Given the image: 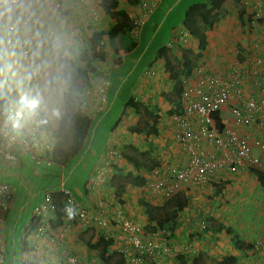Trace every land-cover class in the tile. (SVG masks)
Here are the masks:
<instances>
[{"label": "crops", "instance_id": "0c3cea01", "mask_svg": "<svg viewBox=\"0 0 264 264\" xmlns=\"http://www.w3.org/2000/svg\"><path fill=\"white\" fill-rule=\"evenodd\" d=\"M49 1L50 0H47V2L42 5V7L36 4L33 5H36L37 10L39 11L42 8L46 15L47 11L50 10L51 6ZM59 1L60 11L63 12V15L55 17L53 22V28L57 30L58 34V58L61 56H65L67 58L76 59V57H78L81 53L79 51V49L81 48V42L86 41L84 38L85 31L88 30V34L90 35L91 31L97 30L92 28L93 25L90 24V13L88 11L87 6H85L89 3L90 0H87L86 3L82 4L79 2H75L74 0ZM117 1L119 8L127 11L129 16H136L137 5L134 7L131 6L133 11L135 12L131 13L130 11H128L129 4L127 2L125 3V0ZM144 1L154 2L155 5L153 7V12L149 16V19L151 17L160 18V22L169 16L168 13L171 12L175 8L176 4L179 2L178 0H172V2L169 3V0H167L169 4H166V7L163 9V13L159 14L158 10L162 7V3L166 0ZM198 2L202 1L193 0L190 5L196 4ZM27 4H29L28 1H23L22 3H20L17 6V13H14L12 12V10L9 9L1 11V16L5 19L15 18L17 20H22V18L25 17L23 16L24 8H28V11H32V7H29ZM254 9L255 11L259 10L260 18L256 21L254 26H251L250 19H252ZM101 12L102 13H98V20H96L95 23L92 22L93 24H99L98 26H100L99 21L104 24H108L109 21H114L110 15L108 16L111 20L106 19L107 13L105 11ZM19 15L22 16V18H20ZM217 18L218 19L213 23L212 28L205 32L206 48L202 52V57L199 59L198 62H200V64H203V66L207 68L210 72L215 73L216 75H220V77H223L225 79L231 78V76L235 73L240 74V77L242 78L240 86L242 87L241 92L246 93L245 91H247L248 93V91L250 90L256 91V88L252 87V83L256 81L257 75L260 71L258 60L260 59V56H264V0H239L238 2L229 0L226 4L224 13ZM179 22L180 20L177 21L176 26ZM150 25L152 26V28H155L156 26L158 27L160 23H154ZM41 28L42 24L39 26L35 25L33 27V31L35 33V36L37 37V40L41 44V46L36 49L37 56H39V62L42 58L41 63L38 64L40 70L38 78L40 79L41 83V91L42 89L46 91L45 87L47 85L45 83V80L42 78V76L44 75V71H42L44 70V65H42L41 69L40 66L42 63L44 64L45 62L48 64L51 63L48 62L50 54L48 52L46 40H43L45 39V32L43 33L42 37L40 36ZM73 28L76 29V32H73ZM66 30H69L70 32L67 33ZM131 34L132 38L136 40L137 46V44L141 42L142 29L136 28ZM0 36V45L1 42H3V44L7 46L8 53L18 59L16 54L9 49L7 38L3 29L1 28ZM3 38H5L6 40H4ZM43 45L44 47L42 48ZM135 48H133L131 52H127L126 54L129 55L133 52ZM179 48H182L183 50H188L190 54L194 55L198 51L197 40H190L186 44L181 45L180 47H174L173 49L167 52V55H170L172 53L179 58ZM105 52H107V50ZM76 53L77 56L75 57ZM123 54L125 55V53ZM123 54L121 56H123ZM1 55L6 56V52L5 54L4 52L3 54L0 53V56ZM106 58H108L107 54ZM159 59V67H162L161 70L164 71V59L163 57H160ZM117 67L118 66H116V68ZM49 68H51L50 65ZM151 69L155 70L153 67H151ZM161 70L159 72V74L161 75V79H159L158 82H156L155 80L147 81L145 79V76H143L145 71L142 73L141 76H138L135 79L133 87L134 91L137 88L140 90V95L135 94L131 96L149 108H153L154 105L159 106V109H157V111L155 112L158 117V122L155 125L156 132L154 134L149 135L148 137L143 134L144 139L148 140L147 142L141 141L140 138L142 135H137V137H131L128 133L129 127L127 128L128 131H124L126 123L130 122V120L128 119L122 121L119 130H116L115 128L113 130L116 133L119 132V150H125L128 148L129 145H135V147L140 148V151L138 150V152H142L144 151L143 149L149 147L154 154L153 156L160 163L182 164L186 158L185 151L174 138L175 130L168 113V110L172 108L173 103L166 101V98L170 94L171 88L173 86V81L169 79L167 71H164L165 75H163L161 74ZM10 71H12V69H10ZM162 76L165 78H163ZM60 79L63 80L61 77ZM18 80L21 81V79L19 78L17 79V81ZM17 81L11 83V85L9 86H6L9 90L14 88L15 91L19 92L21 84H17ZM64 82L66 81L63 80L62 83ZM168 82L169 86L167 85ZM0 83H2L1 80ZM12 85L16 86L12 87ZM162 85L165 86L164 89L161 88ZM45 91L42 92V94L45 93ZM157 94H159V98L157 97ZM111 95L112 94L107 91V104L104 110L105 112H99L95 116L89 115L91 118L92 125H95L99 121L100 117L108 112L107 109L110 106L111 102V100H109V97H111ZM163 95L165 96V99H163ZM22 97H24L23 94L20 96L18 101L22 102L21 105L24 114L27 117H31L35 111H33V109L32 112L30 111L29 107L31 106V103L26 101L23 102ZM45 97L46 96L41 95L39 97L40 101L41 98ZM54 97H56V95ZM232 101L233 100L230 101L231 104H233ZM164 103H166L165 108L163 106ZM57 106L58 104L56 103L55 108ZM63 108L64 106L62 108L57 107L56 114H53L54 108L50 111L48 119L53 128L56 127L60 114L63 111ZM229 110V106H223L220 112L218 113L220 114L221 121L225 122L227 127H231L233 124V119ZM162 111L165 114V116L163 117L161 116ZM134 115L137 114L134 113ZM52 118L54 121L52 120ZM138 118L139 115H137L135 120L137 121ZM256 118L257 123L252 124L248 127H237L235 129L239 134L248 136L249 139H257L264 141V126H262V123L264 125V122H262L263 118L261 114L257 115ZM162 119L164 123L163 121H161ZM110 135L111 131L109 130V142H111V138H109ZM94 138L95 135L92 132L91 137L87 136L86 143L89 141H91L92 143ZM110 145L111 144H108L105 147L101 160L104 159V157L107 158L106 151L110 148ZM203 147L205 149H209L206 144H204ZM251 152L254 155H261V151L255 146L251 148ZM112 159L113 158H111V163H115L117 168L124 167L126 171L131 170L132 164L130 163V161L124 159L123 157L120 159ZM107 160H109V157L107 158ZM7 165L8 163L5 164L3 162H0V180L18 179L19 181V177H23L24 174H17V171H15L14 173L8 171L10 174H8V172L5 174L4 169L5 167H7ZM145 169L146 168L142 166L139 170V173L141 172V174L145 176V184L141 187L126 185L124 192L121 193L118 198V202L120 201L118 204L122 206L126 217H128L134 222L140 223L142 226L145 225V217L141 215V213H144V208L139 205L140 202L147 201L152 205H159L162 204V202L164 201L163 199L158 198L157 195L152 191V177L143 172V170L145 171ZM32 171L34 175L38 173L35 166H33ZM259 177L260 176L258 175V173L252 172L251 169H239L237 170V172L231 173L227 169V167L221 168L216 174V176L211 179L210 183L201 186L189 185L186 186L185 190L182 189L185 191L189 203L188 206L185 207L179 213L178 224L176 225V228L174 229L173 235L171 237L166 236L167 232H157L153 234L145 233L144 236L156 235L159 238L165 237L166 242L170 246L176 248V253H178L177 255L179 256H188L190 253L193 252L202 253L203 257L201 259L200 264H217L218 261L226 255H232L235 257V262L232 264H264L263 250L254 246L251 249H240V247L236 246L233 243V235L235 234L237 235V238H239L241 241L239 245L244 246V248L245 244L253 245V242L264 231V190L258 180ZM262 178L264 179V177ZM7 182L10 184L13 190V199L10 207L8 208L9 223L4 224L5 230L3 236L5 247L6 244L8 245L9 243L11 247L15 248L18 247L20 241V239L16 241L13 237V230H15L16 227L13 221L14 213H17L21 209V206H18L17 204L21 201H24L26 197L24 196V194L27 195L28 197L26 198L30 200V198L32 199L35 196L34 195L32 197V195L36 192H32L28 189L29 181L16 182L15 180L13 183L12 181H10L11 183L9 181ZM61 187L65 188L64 185H61ZM105 190H108V192H110L113 191L114 188L112 186L108 187L107 185L105 187ZM207 193L210 196H208V199L206 200L203 196L207 195ZM84 196L88 199L87 201H78L82 202L85 205H91V198H93L91 193L87 192ZM197 203H199V205ZM108 206L111 207V203ZM207 218H211L215 222L224 224L227 230H222L218 233L204 231L201 233V236H199L202 228H199L198 222H201V219H204L206 221ZM183 223L187 225H196L198 223V228L192 229L188 228L187 226L184 227L182 225ZM62 227L63 226L59 225L51 232L48 231V235L41 236L35 239L30 238V241L27 240L30 243L31 241L35 243L29 244L27 251H20V260L22 256L26 255V258H28V263L32 264L34 263V261L36 262V264H64L66 256L69 255L75 256L76 259L83 262L84 264H113L112 259H110L107 263L100 261L96 249L90 248L87 243V240H91V242H93L99 235H102L104 237H110L113 240V237L116 238V236H114L115 233L113 232L116 231V229H97L96 227L81 228L79 227L78 223L75 222L74 226H70V229L66 231H64ZM23 229L24 227L22 228V234ZM6 231L10 232V237L5 236ZM193 233H197L198 237H192ZM85 235H87L86 238H82V236ZM20 238H22V235L20 236ZM113 242V246L110 247L111 251L114 250V247L120 244V240L117 241L115 239V241ZM177 255L161 259L151 256L148 257L152 258L153 264H177V262H180V259L177 257ZM20 264L26 263L20 262Z\"/></svg>", "mask_w": 264, "mask_h": 264}, {"label": "built area", "instance_id": "2783aa9c", "mask_svg": "<svg viewBox=\"0 0 264 264\" xmlns=\"http://www.w3.org/2000/svg\"><path fill=\"white\" fill-rule=\"evenodd\" d=\"M25 0H0V28L9 34V47L15 52L25 70L27 89L31 93H40L41 84L38 79V70L35 65L34 49L40 46V42L31 34L32 27L39 23L40 14H34L28 19L17 22L15 19H4L1 16L3 9L13 8ZM36 4H44L47 0H31ZM85 1V0H78ZM262 1V0H261ZM136 16H134V28H137L147 19L153 11L154 2L141 0L138 4ZM58 5L56 4V7ZM95 11L92 10V14ZM260 18L259 10L254 9L250 25L254 26ZM24 32L25 34H22ZM192 39L186 30L178 27L172 33L166 43L169 48H174L187 43ZM47 41L53 42V32L47 34ZM259 74L252 87L256 91L241 92L240 74H233L225 79L210 72L203 64H197L190 78L183 80L184 87L180 99L182 108L180 113L174 114L171 120L175 124L174 138L184 149L186 158L182 164L163 163L156 165L150 171L152 177V191L158 198L166 199L184 186L205 185L216 176L218 171L227 167L231 172L239 169L250 168L264 176V142L257 139H249L241 135L235 128L248 127L257 123L256 116L261 114L264 122V56L258 60ZM155 74V70L148 69L145 74ZM109 70L104 68L94 74L89 80V87L85 85L77 93L76 101L81 109L93 115L102 112L106 108V91L109 86ZM233 100V104L230 101ZM223 106H229L232 116V126L227 127L225 122L222 128L216 125L213 114L220 112ZM33 118L26 120L22 114V108L17 99L6 100L0 105V162L11 163L17 160L18 155L28 156L34 166L50 164V157L45 155L52 153L54 139L49 132L39 131L35 116L38 112L49 115L51 108L44 106L36 110ZM220 116V114H218ZM261 122V123H262ZM262 126L263 123H262ZM115 133H111L110 144L115 142ZM206 144L209 149H205ZM255 146L261 151V155H254L251 148ZM106 157L102 159L99 168H96L87 183L88 193H91V205H85L76 200L72 193L61 187V201L63 203L62 214L78 223L81 228L96 227L116 229L113 237L120 240V244L114 247L119 252L126 264H142L144 256L166 258L176 252V248L170 246L165 237L156 235L144 236V229L140 223L126 217L123 208L118 204L119 196L114 190H105L110 177L111 158L120 156L113 146L106 151ZM12 188L0 181V264L4 256V243L2 231L4 228L3 214L12 201ZM111 203V207L108 205ZM59 208L51 194L46 191L43 200L33 208V217L36 218L35 236L44 233L43 222L55 220ZM63 230L69 229L68 225H62ZM203 227V222L202 226ZM254 245L264 251V231L255 240ZM64 264H84L75 256H66Z\"/></svg>", "mask_w": 264, "mask_h": 264}, {"label": "trees", "instance_id": "16d2710c", "mask_svg": "<svg viewBox=\"0 0 264 264\" xmlns=\"http://www.w3.org/2000/svg\"><path fill=\"white\" fill-rule=\"evenodd\" d=\"M98 1L102 10L109 14L114 20V24L106 31H91L88 38L90 47V53L88 55H86V52L83 51L79 54L77 59H71L65 56L57 58L56 62L60 67V76L67 83V89L62 93L64 110L61 112L60 117L58 119V123L55 128H53L50 124L48 116L44 115L41 111L36 114V120L38 122L39 131L49 132L52 135V138L54 139V144L52 146V153H45V155H48L51 159L50 164H43L44 166H42V168H40L39 170L37 169L38 175L34 180L35 182H40L46 178L49 179L52 176L57 177L59 174V169H57L56 173V171H52L53 167H55V165L64 166L67 160L73 154L81 150L82 145L86 143L88 132L90 126L92 125L91 118L87 113L80 109V105L76 101V97L77 93L81 91L82 87L88 85L89 75L92 74L95 70V65L93 61L105 60L106 53L104 51V47L106 45V42H108L111 49L115 51L117 47H115L116 45L114 42V38L116 37L118 45L123 53L124 51L126 53H129L133 48L136 47V41L132 38L131 34L133 33V30L136 29L134 28V17L129 16L127 11L119 8L117 0ZM125 1L132 7L136 6L137 3H140L138 2L139 0ZM228 1L229 0H207L190 5L185 10L182 22H179L177 26L176 24L172 26V30L182 26V28L186 30L190 35L194 36V38L197 40L198 48L196 54L192 55L188 50H183L182 48H179L178 58L172 53L170 55H167V52L170 51L171 48L167 47L166 45H160L156 48L153 60L163 57V69L164 71L168 72L169 79L173 81V86L171 88L170 94L166 98V101L173 103L172 108L168 110L169 114L176 113L180 108V95L184 87L183 80L185 78H190L193 68L197 65L196 62L202 57V52L206 48L205 32L207 30H210L213 26V23L218 19L217 17H220L224 13ZM231 1L238 2L239 0ZM87 5L88 9L90 7H93L89 3ZM151 13L149 14V16L151 15ZM149 16L145 21H143L140 25L137 26L138 29H143L147 25L149 21ZM104 37H106L107 41L104 40ZM142 42L143 40L141 36V42L138 43V47H140ZM135 50L136 49H134L132 53H134ZM6 85L7 84L0 83V105L3 104L6 99L14 98V94L18 93V91H15L14 88L9 90ZM13 86L16 85H12V87ZM162 97L163 99H165L164 95ZM109 100H111V97H109ZM124 105L129 106L133 113L139 114L141 116L139 122H135L134 125L129 127V132L144 134L146 137L156 132L155 125L158 122V117L155 112L157 111V109H159L158 105H154L153 108H149L131 96H129L124 101ZM213 117L215 119L216 125L219 128H222L223 125L221 123V119L218 115V112H215L213 114ZM115 125L116 123L111 126L109 130H113L115 128ZM65 128H67V130H71L70 143L67 146V149H65L64 147ZM130 146L131 145H129L128 148H130ZM131 148L136 150V148H134L133 146H131ZM138 155H140V159L133 157L126 158V160L128 159L132 164V168L129 171L123 169L124 167L117 168L114 163L111 164L112 173L110 174L108 180L110 186L114 188L118 196L124 192L126 185L141 187L145 184L146 180L144 176L139 173L140 167L144 166L146 170H150L153 166L157 164V161L151 158L148 151H142ZM8 164L12 165V171H17V174L22 173L28 176H31L33 174L32 168L34 165L29 160L28 156L18 155L17 160L15 162H11ZM30 166V170L28 169L29 171L24 173V168ZM258 180L264 190V179L262 177H259ZM8 181H12L13 183L15 180L12 179ZM44 184H41V190L43 193L46 191L49 192L51 194L52 199L57 202L59 208V212L57 215L60 216V214L62 213L61 209H63L61 193L59 191L61 186L57 182L56 184H53L51 182H44ZM83 193H86L85 185L83 186ZM42 200L43 195L39 202L31 208V211L35 206L41 203ZM188 203V198L184 190H179L175 192L171 197H168L162 202V204L159 205H152L147 201H141L140 206L144 208V213H141V215L145 217L143 233L153 234L157 232H167L166 236L171 237L173 235L174 229L176 228V225L178 224L179 213L185 207L188 206ZM8 217L9 209L4 213V223H9ZM36 220L37 219L34 218L30 212V215L23 229L22 238H20L19 251H24L25 248L28 247L29 244L27 241V237L32 234V232L36 228ZM49 223L52 225L53 228H56L58 225L61 224V220L59 219V217H57L56 220L49 219ZM199 228H202L200 227V224ZM203 228L199 236H201V233L204 231L218 233L222 230H227L224 224L215 222L211 218L206 219ZM192 237H198V234L193 233ZM240 242V239L237 238V235L234 234L233 243L236 246L240 247V249H251L254 246L252 244H245L244 248V246L239 245ZM87 243L90 248L96 249L100 261L107 263L110 259H112L113 264H123L124 258L122 257V255L114 250L111 251L110 247L113 246L112 244H114V242L110 237H104L102 235H99L95 241L91 242V240H87ZM7 246L11 247L9 243L8 245L6 244V247L4 248V254H6L7 252ZM177 254L178 253L175 252L172 256ZM116 255L117 258H115ZM177 257L180 259V262H177V264H200L203 255L202 253L193 252L190 253L188 256L177 255ZM234 262V256L226 255L223 256L217 264H232Z\"/></svg>", "mask_w": 264, "mask_h": 264}, {"label": "rangeland", "instance_id": "374dc122", "mask_svg": "<svg viewBox=\"0 0 264 264\" xmlns=\"http://www.w3.org/2000/svg\"><path fill=\"white\" fill-rule=\"evenodd\" d=\"M178 1L180 3L178 2L176 4L175 8L171 12L168 13L169 16L166 19L162 20L161 22H160V18L151 17L149 19L147 25L142 29V40H143V42L141 43L140 47H138V44H137V46L135 48L136 50L134 53L127 55L126 52L124 51V53H125V55H124L122 50L120 49V47L118 45V41H117L116 37L114 38V42L116 45L115 47H117L115 49V51H113L111 49V47L109 45H107L108 43L106 42V45L104 48H105V51L107 50V52H105V53L108 55L107 59L110 60V64H111L109 93L112 94L110 106L107 109L108 112L106 114H103L100 117L99 121L95 125L90 126V129L88 132V137L92 136V132L95 135V138L92 141V143H91V141H89V142L85 143L84 145H82V147H81L82 149L79 150L78 152H76L75 154H73L67 160V162L64 166L55 165V167H53V170H52L53 172L56 171V173H57V169H59V174L57 177L52 176L49 179L46 178V179L42 180L43 183L40 180H39L40 182L34 181L36 179L37 173L35 175L33 173L31 176L24 174L23 177H21V176L19 177V179H20L19 181H18V179H15L16 182L29 181L28 189L32 192L33 191L36 192L35 194L32 195V197L34 195L35 196L32 199L30 198V200L27 199L26 197H28V196L24 194V196H26L24 201H21L17 204L18 206H21V209L17 213H14V218H13V221H14L15 226H16L15 230H13V237L15 238L16 241H18L20 239V236L22 235V228L24 227L25 223L27 222V219H28L30 212H31V208L35 204H37L39 202V200L42 198L43 192L41 190L42 189L41 184L43 185L44 182H46V183L51 182L53 184H56V182H57L60 186L64 185V187L66 189L71 191L72 195H74V197L77 200H81L82 202H85L88 200L84 196L86 193L85 194L83 193V186L87 183V181H89V179L92 175V172L96 168H99L101 165V162H102L101 157L103 156L104 149L108 144H110V142L108 141V133H109L110 127L116 123L115 129L119 130V127L121 126L122 121L128 119V120H130V122L126 123V127L124 130V131H128L127 130L128 127L134 125L135 122L140 121L141 116L139 114H137V115H139V118L136 121L135 118L137 117V115H134L133 111L131 110V108L129 106L124 105V101L129 96H132L135 94L140 95V90L138 88L134 91L133 84L135 83V79L138 76H141L144 71L146 72L148 69H151V67H153L155 69V74L152 75L149 73L148 75H146L144 72L143 76H145V79L147 81L155 80L156 82H158V80L161 79V75L159 74V72L162 68V67L161 68L159 67L160 66V59L158 58V59L153 60L156 48L159 47L160 45H166V43L168 42L170 35H171L172 26L175 25L177 23V21H179V20H180V22H182V20H183L182 17L184 15L186 8L190 5V3L193 0H178ZM196 1H207V0H196ZM171 2H172V0H169V3H171ZM125 3H126V1H125ZM169 3L167 2V0L164 1L162 3V7L158 10V13L162 14L163 9L166 7V4L168 5ZM89 4L94 7L95 13H97V12L102 13L101 11H103V10L99 5V1L90 0ZM27 5L29 7H32V11H28V8H24L23 9V16L28 17L32 13L39 11V10H37L36 5L30 4V3ZM85 6H88V5H85ZM40 7H42V6H40ZM53 7H54L53 4H51L50 10L47 11L46 15L44 13V10H42V8L39 11L44 16L43 20L39 23V25L42 24L40 36L42 37L43 33L45 32V39H43V38L42 39L46 40V43L48 46V52L50 54L48 62L51 63V64H48L45 62L44 64L42 63L40 66V69H41L42 65H44V70H42V71H44V75L42 76V78L45 80V83L47 85L45 87L46 91L44 89H42L40 94L31 93L27 89V87L25 86L27 81H26L25 76L23 74L22 62H19L18 59H16L13 55H10V53H8L7 46H5L3 44V42H1V45H0V47L2 48V49L0 48V53L3 54V52H4V54H5V52H6V56H4V55L0 56V80L2 81L1 84H7V86H9V85H11V83L16 82L18 78L21 79V81L20 80L17 81V84H21L20 89H19V93H23V95H24V97H22L23 102L26 101V102L31 103V106L29 107L31 112H32V109H33V111H36L38 109H41L44 106H49L51 108V110L54 108L53 114H56V108L57 107L62 108L64 106V102L62 99V93L64 92V90L67 89V83L66 82L62 83L63 80L60 79V77H61L60 76V68L56 62V60L58 58V53H57V51H58L57 50V43H58L57 35L58 34H57V30H55L53 28V22H54L55 17L63 15V12L60 10H54ZM10 10H12V12H14V13H17L18 7H15V8L10 9ZM59 11H60V13H59ZM128 11H130L131 13H135L130 5L128 7ZM108 15L109 14H106V19H110V17ZM19 17L22 18V16H20V15H19ZM92 19H93V16L90 15V20H91L90 24L93 25L92 26L93 29H97V30L106 31L114 23V21H109L108 24H104V23H101V21H99L100 26H98L99 24H93L96 22V20H98V18H96L94 20H92ZM154 23H160V25L158 27L156 26L155 28H152L150 24H154ZM49 32L54 33V41L50 42V43L47 41V35H46ZM66 32L69 33L70 31L66 30ZM73 32H76L75 28H73ZM84 38L86 41L81 42V45H80L81 48L79 49V51L80 52L85 51L86 55H88V53L90 51L89 42H88V38H89L88 30L85 31ZM3 39L6 40L5 38H3ZM104 39H106V37H104ZM106 41H107V39H106ZM43 47H44V45L42 46V48ZM122 54H123V56H121ZM35 55H36L35 61H36L37 69L39 72L40 70H39L38 64L41 63L42 58L39 62V56H37V54H35ZM76 56H77V53H76L75 57ZM118 56H119V58H118ZM101 63L102 62H98V61L95 62L96 66H98V67L101 66ZM49 65L51 66V68H49ZM116 66H118V67L116 68ZM10 69H12V71H10ZM161 74L165 75L163 70H161ZM90 78H91V76L89 77V79ZM163 78H165V77H163ZM167 85L169 86V82L167 83ZM87 87H89V85ZM161 88L164 89L165 86L162 85ZM44 91H45V93L42 94V92H44ZM41 95L46 96V97L41 98V101H40L39 97ZM55 95H56V97H54ZM157 97L159 98V94H157ZM56 103L58 104V106L55 108ZM165 105H166V103L163 104L164 108H165ZM63 110H64V108H63ZM163 111H162V115H161L162 117L165 116V114H164L165 111L164 112ZM129 116H131V117H129ZM52 120H53V118H52ZM161 121H163V119ZM159 123H160V121H159ZM163 123H164V121H163ZM93 124H94V122H93ZM70 132H71V130H67V128L64 129V133H65V139H64L65 146L64 147H65V149H67V146L70 143ZM113 133L116 134V141L111 145H113V146L115 145L116 149H117V147L119 145L118 144L119 132H117V133L113 132ZM141 141L147 142L148 140L144 139V137L142 135ZM133 147L136 148V150L132 149L131 146H130L131 149L127 148L125 150H121V153H122L124 159H126L127 157H133V158L140 159V155H138V154H140V152L137 151L138 147H135V146H133ZM124 155H125V157H124ZM42 166H44V165L35 166V167H36V169L39 170L40 168H42ZM110 167H111V165H110ZM11 168H12V165L8 164L7 167H5V169H4V173L6 174L8 171L11 173H14ZM30 168H31V166L24 168V173L28 172L30 170ZM9 172H8V174H10ZM109 172H112V171H109ZM21 179H23V180H21ZM106 184L108 185V183H106ZM108 187H111V186L108 185ZM21 191H22V187H21ZM41 192H42V194H41ZM203 193H206V192H203ZM208 196H210V195H208V193H207V195H205L203 197H204V199L207 200ZM197 204L199 205V203H197ZM57 217H59V219L61 220V223L63 225H68L69 227L74 226L75 221L68 220L67 219L68 217H65L62 213L60 214V216L57 215ZM201 221L205 222L204 219H201ZM43 224H44L43 226H44L45 230L49 229L50 231H52L53 229H55L49 223V220H45L43 222ZM197 224L196 225H187V224L183 223L182 225L184 227L187 226L188 228L196 229ZM113 232L115 234H117L115 231H113ZM45 235H46L45 233H41L38 235V237L45 236ZM5 236L10 237V232L6 231ZM86 236L87 235L82 236V238L85 239ZM38 237L35 235L33 237V235L30 234L27 237V240L30 241L31 239H35ZM32 243H35V242H33V241H31V243L28 242V244H32ZM19 249H20V241H19L18 247L14 248V247H8L7 246V252H6L5 256L3 257V262L1 264H20V262L21 263L24 262L26 264H32V263H28V258H26V255L22 256L23 258L21 257V260H20L19 255L23 250L20 252ZM27 250H28V247L25 248V251H27ZM117 253H119V252H117ZM115 258H117V255ZM143 258H144V260L142 261L143 264H144V262H145V264H153L152 258L148 257L147 255H145ZM123 263L126 264V262H124V260H123ZM33 264H36V262L34 261Z\"/></svg>", "mask_w": 264, "mask_h": 264}, {"label": "clouds", "instance_id": "9594fccd", "mask_svg": "<svg viewBox=\"0 0 264 264\" xmlns=\"http://www.w3.org/2000/svg\"><path fill=\"white\" fill-rule=\"evenodd\" d=\"M25 1H28L30 4H36V3H33L31 0H25ZM24 1V2H25ZM75 2H79V3H86L87 2V0H85V1H78V0H74ZM23 2V1H22ZM21 2V3H22ZM50 2V5L51 4H53V8H54V10H60V1L59 0H50L49 1ZM140 2V1H139ZM46 3V2H45ZM20 4V3H19ZM56 4L58 5L57 7H56ZM138 4L139 3H137L136 5H137V7H138ZM36 5H39V6H42L43 4H36ZM18 6V5H17ZM17 6H15V7H17ZM15 7H13V8H15ZM13 8H10V9H13ZM9 9V10H10ZM4 10H8V9H3L2 11H4ZM92 10H94L95 11V9H94V7H90L89 9H88V11H89V13H90V15H92L93 16V19H96L97 18V16H98V12L97 13H94V14H92ZM34 14H40L41 15V19H40V21H39V23L43 20V18H44V16H43V14L42 13H40L39 11H36V12H34V13H32L29 17H24V18H22V20L23 19H28V18H30V17H32ZM5 19V18H4ZM12 19H15V18H12ZM17 22H20L21 21V19L20 20H17V19H15ZM39 23H37L36 24V26H39ZM35 26V25H34ZM33 26V27H34ZM33 27H32V30H31V34H33V36L35 37V39H37V37L35 36V33H34V31H33ZM182 27V26H181ZM2 29V28H1ZM174 30H176V29H174ZM174 30H172L171 31V35H172V33L174 32ZM4 31V30H3ZM4 33H5V36H6V38H7V41H8V47H9V34H7L5 31H4ZM22 34H25L24 32H22ZM54 34V33H53ZM47 35V34H46ZM171 35H170V37H171ZM170 39V38H169ZM195 38H194V36H192V39H190V40H194ZM104 40H106V39H104ZM189 40V41H190ZM108 43V42H107ZM109 44V43H108ZM186 44V43H185ZM40 46H41V44H40ZM39 46V47H40ZM39 47H37V48H39ZM37 48H35L34 49V53L35 54H37L36 53V49ZM9 49H10V47H9ZM171 49H173V48H171ZM170 49V50H171ZM11 50V49H10ZM104 50H105V48H104ZM12 51V50H11ZM13 52V51H12ZM83 52V51H82ZM81 52V53H82ZM15 53V52H14ZM89 53H90V51H89ZM88 53V54H89ZM16 54V53H15ZM16 56H17V58H18V60H19V62H21V60L19 59V57H18V55L16 54ZM35 59H36V55H35ZM77 59V58H76ZM57 61V60H56ZM96 61H98V62H102L101 63V66L100 67H98V66H96V64H95V62ZM199 61V60H198ZM196 62V64H200V62ZM93 63H94V65H95V70H94V72L92 73V74H90L89 75V77L91 76H93L94 74H96V73H99V72H101L104 68H108V70H109V73L111 72V64H110V60H108L106 57H105V60L104 61H99V60H94L93 61ZM80 64V63H79ZM35 65H36V61H35ZM36 68H37V65H36ZM22 69H23V74H24V76H25V70H24V67H23V63H22ZM38 70V69H37ZM38 74H39V72H38ZM108 78H109V86H110V76L108 75ZM25 79H26V77H25ZM39 79V78H38ZM90 80V79H89ZM40 81V80H39ZM89 83V82H88ZM41 84V83H40ZM25 86L27 87V85L25 84ZM109 86H108V88H109ZM108 88H107V91H108ZM65 91V90H64ZM107 91H106V97H107ZM40 92H41V88H40ZM23 93H17V94H14L15 95V97L14 98H12V99H19L20 98V96L22 95ZM38 94H40V93H38ZM6 100H9V99H6ZM20 103V105H21V102H19ZM21 108H22V105H21ZM181 108H182V104H181V99H180V108L178 109V111L176 112V113H174V114H177V113H180L179 111H181ZM80 109H81V107H80ZM82 111H84L83 109H81ZM35 112H37V111H35ZM35 112H34V114H35ZM85 113H87L88 115H93L92 113H88V112H86V111H84ZM104 111H102V113H103ZM22 114L24 115V117L26 118V120L27 121H29L31 118H33V115L31 116V117H27L25 114H24V111H23V108H22ZM50 114V113H49ZM96 114H98V113H96ZM96 114H94L93 116H95ZM174 114H169V118H170V120H171V118H172V116H174ZM48 116V115H47ZM90 117V116H89ZM220 117V116H219ZM35 119H36V116H35ZM220 119H221V117H220ZM171 122H172V120H171ZM172 124H173V126H174V130H176V128H175V124L172 122ZM223 125V124H222ZM112 132H114V130H111V133ZM129 133V135L131 136V137H133V136H135V137H137V135H143V134H138V133H135V132H128ZM144 136V135H143ZM141 139V138H140ZM262 141V140H261ZM264 142V141H263ZM135 146V145H134ZM114 148H116V146L114 145ZM117 150H118V152H119V154H120V156L118 157V158H116V159H120V158H122L123 157V155H122V153H121V150H119V146L117 147ZM138 150L140 151V148H138ZM144 151H148V152H150L149 154H150V156H151V158H153L154 160H156L157 161V164L156 165H159V164H163V163H160L153 155V152H152V150L149 148V147H147V148H145V149H143ZM113 160V159H112ZM112 164V163H111ZM110 164V165H111ZM115 164V163H114ZM116 165V164H115ZM155 165V166H156ZM154 167V166H153ZM152 167V168H153ZM152 168L150 169V170H146L145 169V171L143 170V172L144 173H146L147 175H149L150 176V171L152 170ZM228 169V168H227ZM243 169H246V170H250V168H243ZM229 170V169H228ZM241 170V169H240ZM252 170V172H256V173H258V175L260 176V177H264L262 174H260L259 172H257V171H255V170H253V169H251ZM111 171H112V167H111ZM230 171V170H229ZM231 172V171H230ZM235 172H237V171H235ZM235 172H231V173H235ZM141 173V172H140ZM142 175V174H141ZM144 176V175H143ZM144 178H145V176H144ZM0 181H2V182H5V183H7L8 185H10L8 182H7V179H2V180H0ZM211 182V181H210ZM209 182V183H210ZM87 183H88V181H87ZM87 183L85 184V187H86V193L88 192V190H87ZM108 185H110V183H109V180H108ZM11 187V186H10ZM182 189H186V186H184V187H182L181 189H179V190H182ZM178 190V191H179ZM71 192V191H70ZM114 192H116L115 190H114ZM177 192V191H176ZM46 193V192H45ZM116 195H117V193H115ZM12 196H13V190H12ZM74 196V195H73ZM172 196V195H171ZM170 196V197H171ZM13 199V198H12ZM167 199V198H166ZM77 200V199H76ZM163 200H165V199H163ZM12 202V201H11ZM10 205H11V203H10ZM10 205H9V207H10ZM8 207V208H9ZM8 208L6 209V211L8 210ZM5 211V212H6ZM4 212V213H5ZM31 212H33V209H32V211ZM3 216H4V214H3ZM32 216H33V214H32ZM4 219V218H3ZM57 219V218H56ZM55 219V220H56ZM52 220V219H51ZM202 222L203 221H201V222H199V224H200V227L202 226ZM5 224V223H4ZM59 226V225H58ZM57 226V227H58ZM60 226H62V223H61V225ZM203 227H204V222H203ZM202 227V228H203ZM89 228V227H88ZM4 230H5V226H4V228H3V231H2V237H3V243H4V236H3V232H4ZM46 231V232H45ZM44 231V233L46 234V235H48L47 234V232L48 231H50L49 229H46ZM34 232H35V229H34V231L32 232V234L31 235H35L34 234ZM51 232V231H50ZM37 237H38V235H37ZM255 242V241H254ZM254 242H253V245H254ZM4 247H5V244H4ZM254 247H255V245H254ZM69 256V255H68ZM78 260V259H77ZM2 262H3V260H2Z\"/></svg>", "mask_w": 264, "mask_h": 264}]
</instances>
